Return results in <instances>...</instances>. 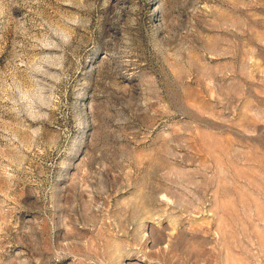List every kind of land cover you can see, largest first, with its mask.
Returning <instances> with one entry per match:
<instances>
[{"label": "rangeland", "instance_id": "rangeland-1", "mask_svg": "<svg viewBox=\"0 0 264 264\" xmlns=\"http://www.w3.org/2000/svg\"><path fill=\"white\" fill-rule=\"evenodd\" d=\"M0 264H264V0H0Z\"/></svg>", "mask_w": 264, "mask_h": 264}]
</instances>
